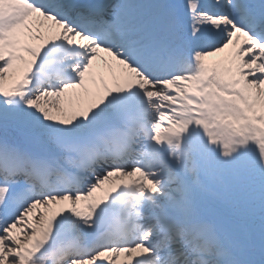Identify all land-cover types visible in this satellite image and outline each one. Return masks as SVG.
<instances>
[{
  "label": "snow or ice",
  "instance_id": "1",
  "mask_svg": "<svg viewBox=\"0 0 264 264\" xmlns=\"http://www.w3.org/2000/svg\"><path fill=\"white\" fill-rule=\"evenodd\" d=\"M0 264H264V0H0Z\"/></svg>",
  "mask_w": 264,
  "mask_h": 264
}]
</instances>
